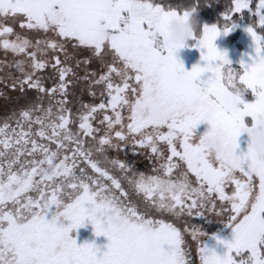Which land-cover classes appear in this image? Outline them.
Here are the masks:
<instances>
[{"label":"snow or ice","instance_id":"obj_1","mask_svg":"<svg viewBox=\"0 0 264 264\" xmlns=\"http://www.w3.org/2000/svg\"><path fill=\"white\" fill-rule=\"evenodd\" d=\"M200 4L0 0V83L22 101L0 123V264H264V159L250 142L238 152L264 113V0H227L188 71L161 38ZM245 17L254 55L238 71L215 41ZM237 89L255 99L223 111L217 98ZM205 122L227 146L214 159L196 142ZM129 146L147 170L109 155ZM209 216L232 230L215 237L223 254L191 223ZM85 221L107 251L77 245Z\"/></svg>","mask_w":264,"mask_h":264},{"label":"rangeland","instance_id":"obj_2","mask_svg":"<svg viewBox=\"0 0 264 264\" xmlns=\"http://www.w3.org/2000/svg\"><path fill=\"white\" fill-rule=\"evenodd\" d=\"M248 27V23L244 22L242 24H239V27L235 28L233 31H231L229 34L224 35L223 32H221V35L217 38L215 41L217 47L220 50L227 51L228 58L230 59L231 67L234 69L240 71L241 70V64L240 62L243 60L245 62H249V57L254 55L253 50V42L250 34L246 31V28ZM241 30L239 43L242 45V49H239V47L236 44H229L228 43V36L234 33L237 30ZM196 44V43H195ZM194 44V45H195ZM206 51L205 49H200L198 47H193L189 43V47L181 49L178 53V57L180 61L184 63L185 69L190 71L194 65H201L205 63L201 59V52ZM3 53L0 52V60H2ZM9 60L12 59L11 55L8 57ZM5 74V71L3 69H0V76H3ZM210 73H206L203 75L202 78H206ZM0 89L3 90L5 93V99H10V88H7L4 86L3 83H0ZM84 98L87 102L91 101L92 98L87 94V92H84ZM244 99L248 102H251L255 99L254 96H252L251 92L245 94ZM246 121L248 123L251 122V118H246ZM209 125L205 123H201L198 125L196 129V134L202 135L205 131H207ZM248 139L245 135H241V137L238 139V143L240 144V148L238 149V152H246L247 151V145H248ZM123 152L117 153L114 152L115 155H120L121 159H123L126 155L127 159L131 164H135V167L140 170H147L148 161L144 157H140L138 154H134L132 151L131 146L125 148ZM125 154V155H124ZM191 223L193 225L199 226L204 232H206L208 235L204 237V243H206L210 248H215L218 254H223L224 251H226V248L224 245H220L217 242V239L215 237H219L223 240H231L232 239V230L229 227H226L224 223L220 222V220L216 217L209 216V217H193L191 219ZM190 239V238H189Z\"/></svg>","mask_w":264,"mask_h":264},{"label":"clouds","instance_id":"obj_3","mask_svg":"<svg viewBox=\"0 0 264 264\" xmlns=\"http://www.w3.org/2000/svg\"><path fill=\"white\" fill-rule=\"evenodd\" d=\"M199 30L198 12H190L186 18L184 16L172 17L164 25L165 35L161 38V45L164 49L174 50L178 55L181 49L189 47V42ZM258 77L264 79V73H258ZM229 83L233 88L237 87L231 80ZM245 94L246 90L237 89L235 92L221 95L217 98L218 106L228 113L238 111L239 100L243 99ZM241 135L247 137L256 157L264 159V113L259 114L252 125L241 129ZM196 142L210 159L222 156L227 150L223 134L219 131L207 136L200 135Z\"/></svg>","mask_w":264,"mask_h":264},{"label":"flooded vegetation","instance_id":"obj_4","mask_svg":"<svg viewBox=\"0 0 264 264\" xmlns=\"http://www.w3.org/2000/svg\"><path fill=\"white\" fill-rule=\"evenodd\" d=\"M9 91L11 94L10 99H5V97H4L5 92L0 89V123H2L3 119L7 115L11 114V112L14 109L18 108L19 105L22 103L21 100L17 99V97L19 96L18 92L14 91L12 89H9ZM76 92H77V94L80 93V87L79 86L76 88ZM30 95L34 96L35 94L30 93ZM81 99H83L85 102H87L84 98V93L81 96ZM109 155L113 156V157L118 156L119 158H121L120 155H118V154L115 155L114 152H110ZM129 163L131 164V162H129ZM70 234L76 239L77 245H82L85 243H94L95 246L99 249L100 253L107 251V244L109 243L107 237L104 235L97 236L95 234L93 224L89 221H85V225L83 227H80L76 230H73ZM167 247L168 246L165 245V248H167Z\"/></svg>","mask_w":264,"mask_h":264},{"label":"trees","instance_id":"obj_5","mask_svg":"<svg viewBox=\"0 0 264 264\" xmlns=\"http://www.w3.org/2000/svg\"><path fill=\"white\" fill-rule=\"evenodd\" d=\"M172 3H193L194 0H171ZM227 0H201V4L198 8V15L200 20V30L197 35L202 33L204 24L212 25L217 24L222 20V13L224 12V4ZM210 3V4H207ZM248 23L247 18L238 19V24ZM241 30H237L228 36L229 44H236L239 49H242V45L238 42L240 38ZM191 45L196 43L195 40L189 42Z\"/></svg>","mask_w":264,"mask_h":264}]
</instances>
